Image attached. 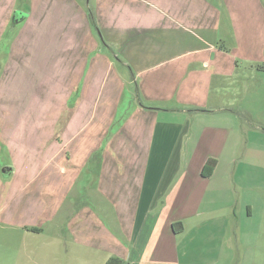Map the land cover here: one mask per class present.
<instances>
[{"label": "crops", "instance_id": "crops-1", "mask_svg": "<svg viewBox=\"0 0 264 264\" xmlns=\"http://www.w3.org/2000/svg\"><path fill=\"white\" fill-rule=\"evenodd\" d=\"M108 3V7L113 4L118 9L110 12L116 22L120 13H126L131 21L128 28L120 29V21L113 23L118 31L102 28L99 38L95 30L90 37L88 25L90 30L86 33L94 39V48L98 46L96 39L102 41L104 48L93 49L97 56L94 60L88 58L90 50H84L83 56L79 54L78 86L68 82L63 85L55 99L60 105L57 111H52L56 109L52 105L45 114L35 112L37 121L45 122L44 129L15 126L0 130V145L11 149L15 156L6 170H0V182L1 178L17 182L12 195L0 190V216L4 225L36 231L38 221L32 217L38 199L41 216L46 219L58 214L71 217L67 230L76 256L60 264H104L110 257L121 259L123 264H181L187 257L183 255L187 245L180 251L184 240L205 248L216 241V230L220 234L217 248L225 247L231 219L242 222L241 218L253 217L249 202L237 209L238 195L247 191L243 189L246 174L238 173L249 165L250 155L256 157L261 152L248 150V140L242 152L241 120L244 116L252 120V116L248 106L238 107L239 101L228 100L225 93L238 87L236 78L244 80V76L238 77L241 61L249 66L250 73L264 70L245 53V38L235 30L221 2L134 0L118 3L119 6L112 0ZM11 6L1 18L0 38L5 23H21L23 50L34 39V33L28 31L35 18L31 8L23 18H17L18 10ZM77 12L86 22V11L78 6ZM55 18L51 23L49 20V25L61 24V19ZM116 34L124 42L115 39ZM51 40L50 36L49 41L56 44ZM259 40H264V34L259 35ZM80 43L85 45V35L76 41L74 35L67 34L59 42L68 48L76 44L81 48ZM121 43L124 44L119 48ZM110 45L117 48L116 52L106 51L111 50ZM248 48L253 55L261 51ZM114 57L120 62L118 69ZM47 65L52 71L69 68ZM21 67L15 64L12 68ZM125 67L130 77L122 73ZM109 82V93L103 95ZM126 85L135 89V97L133 94L129 98L130 106L123 110L122 92ZM4 99L0 98V102ZM21 101L17 98L15 103ZM97 115L99 124L92 132L87 131L85 121ZM210 159L216 164L209 176L202 175ZM76 181L82 194L92 196V208L82 205L78 209L52 210L57 197L61 200L68 195ZM247 189L259 192L261 186L253 182ZM13 201H19L14 209L10 206ZM23 206L31 208L28 219L19 213ZM177 223L182 226L180 232L172 228ZM205 254L209 253L200 252L201 257ZM221 258L220 250L208 263H223ZM203 260L186 259L184 264ZM52 261L47 259L46 264Z\"/></svg>", "mask_w": 264, "mask_h": 264}, {"label": "rangeland", "instance_id": "rangeland-1", "mask_svg": "<svg viewBox=\"0 0 264 264\" xmlns=\"http://www.w3.org/2000/svg\"><path fill=\"white\" fill-rule=\"evenodd\" d=\"M9 1L0 0V21L11 4L14 10L22 13L31 8L35 24L27 31L34 33V39L27 46H23L22 50L19 35L22 27L21 23L15 25L12 22L5 23L4 32L0 38V98H5L0 102V130H11L15 126L23 129L37 127L44 129L45 122L43 120L37 121L35 115L38 113L35 112L41 111L42 114H45L52 105L56 106V109L52 111H57L60 105H58V101L55 99L61 93L63 85L67 82L73 86L77 85L79 71L76 68V64L78 63L79 54L83 56L84 50H90L88 58L94 60L97 56L93 53V49L100 48L99 50H102L104 48V44L99 40L102 36V28L103 30H109L112 27L113 31H118V28L113 23L117 24L120 21L119 28L125 30L128 28L126 25L131 21H128L126 13H120L116 22L115 15H112L113 13L110 12L117 11L118 9H114L113 4H110L111 6L108 7L109 3H106L109 0H15L14 3ZM126 1L134 0H112V2H117L116 5ZM215 1L222 3V9L230 15V20L232 25H235V30L243 34L247 48L245 49V53L250 54V58L257 60L262 70H264V40H259V35L261 33L264 34V0ZM74 2L77 5H73ZM225 2L227 4L226 7L224 6ZM254 2L258 3L255 5L253 4ZM244 3H246V7L243 6ZM247 3L252 4L248 6ZM78 6L81 11L85 10L89 15L86 18V22L82 20L81 12H77ZM259 7L261 10H259ZM22 17L23 15L17 14V18ZM55 17L61 19V24L59 26L49 25V20H51V23L52 19H56ZM88 25L91 27L90 37L94 35V30L97 37H99V42L95 37L98 45L95 48L94 39L89 38L88 33H86L89 28ZM64 28L66 29L64 30ZM144 28L142 27L141 29ZM0 30L2 31V25ZM67 34L74 35L76 41L82 39V36L85 35V45L80 43L81 48L77 44L70 48H68L69 46H61L59 42ZM50 36L53 37L51 41H54L56 44L53 45L49 41ZM119 37L118 34L115 35V39L124 42ZM13 40H15L14 43ZM123 44L121 43L119 48ZM248 47L259 48L261 51L253 55L249 52L250 48ZM110 49L106 51L110 53L117 50V48L111 45ZM14 51L16 52L14 53ZM52 51L56 53H52ZM55 54H63V57L61 55L59 58ZM53 55L54 57H52ZM115 62H117V64H114L115 68H120V62L116 61L114 57L113 63ZM47 63H54L56 64L55 66L69 65V68L55 67L56 69L52 71L45 67L48 66ZM15 64L22 67L14 70L12 67ZM29 65L31 66L29 67ZM32 66H36L37 68ZM240 67L242 68V72L238 73V77L244 76V80L236 78L238 87L228 90L225 95H227L228 100L233 101L235 99L239 101L236 104L238 107L241 106L243 109H246L248 106L250 110L248 113L252 116V120H249L247 116H244L241 120L242 152L245 148L244 146L247 144V140L249 141L248 150L253 148L261 152L256 157L250 155L247 159L249 165L244 170L240 169L238 173L240 175L243 171L246 174V183L243 189L245 188L247 191L240 192V195H238L237 209L239 207L240 209L244 208V205L249 202L253 206V217L251 219L241 218L242 222H239L238 218L231 219V229L227 234L228 240L225 247L217 248V244L219 246V243L216 241H218L220 234L216 230L214 231L216 243H212L215 245L211 244L204 248L198 246L196 243L192 245L184 240L183 245H180V251L182 252V249L184 250L187 245L183 251V255L186 254L187 257L181 258V264H184V260L186 259H192L194 262H197L196 259H204L203 262L208 263L209 258H216L220 250L223 256L221 259L224 262L219 264H264V73H250L251 71L248 70L249 66L243 63V61L240 62ZM122 73L130 77L126 67L122 69ZM109 81L111 82V78ZM110 82L103 89V95L109 93L106 92L110 90ZM134 90L132 86H125L122 92L123 102L121 107L123 110L130 106L129 98L133 94L135 97ZM90 96H93V94L90 93ZM17 98L22 99L21 103H15ZM241 100L242 102H240ZM85 122H88L85 126L88 128L87 131L92 132L99 124V117L97 115L96 118ZM10 150L7 148L3 149L0 145L1 172L6 170L5 166H8L15 157L14 153ZM247 155L248 152L246 153ZM249 176L251 177L249 182H247ZM251 179L254 181H250ZM15 182L14 180H10L9 182L8 180L4 181V178H1L0 190L7 195H12L17 189ZM253 182L261 186L259 192H251L247 189L249 183ZM69 192L61 200L57 197L52 210H56L58 207H60V211L62 209H78L82 205L92 208L91 204L94 203L92 196H88L87 193L82 194L81 190L78 189L77 181L73 183ZM25 193L21 194V196L23 197ZM42 198L45 203L43 196ZM62 201L63 204L60 206ZM18 203L19 201H13L10 205L11 208L14 209V206L16 207ZM21 208L23 210L19 213L23 216V219H28L31 216L29 213L31 208L26 209V206ZM33 209L36 214L32 219L38 221L35 226L36 231L30 227L4 225L2 216H0V264H46L47 259H52V264H60L59 262L62 260L65 262L67 259L71 260L74 258L73 256H76L67 230L71 217L65 214H58L54 218L46 219L45 215L44 217L41 216V205L38 203V199L35 201ZM224 214L230 217L228 213L224 212ZM202 251L209 254L201 257L200 252ZM203 262L196 264H202ZM68 264L80 263L69 261Z\"/></svg>", "mask_w": 264, "mask_h": 264}, {"label": "trees", "instance_id": "trees-1", "mask_svg": "<svg viewBox=\"0 0 264 264\" xmlns=\"http://www.w3.org/2000/svg\"><path fill=\"white\" fill-rule=\"evenodd\" d=\"M215 164H216L215 160H213V159L208 160L207 163L205 164L203 170H202V175L209 176V174L212 171V169L214 168ZM172 228H173L174 232H180L182 230V226L180 223L173 224ZM104 264H123V262L121 259H119L117 257H110Z\"/></svg>", "mask_w": 264, "mask_h": 264}, {"label": "water", "instance_id": "water-1", "mask_svg": "<svg viewBox=\"0 0 264 264\" xmlns=\"http://www.w3.org/2000/svg\"><path fill=\"white\" fill-rule=\"evenodd\" d=\"M17 14L19 15V14H21V16L23 15V17L25 16V13H22V12H16V14H15V16L17 17ZM22 17V18H23Z\"/></svg>", "mask_w": 264, "mask_h": 264}]
</instances>
